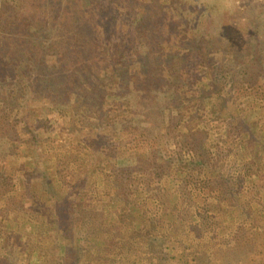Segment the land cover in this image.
I'll return each instance as SVG.
<instances>
[{
	"label": "trees",
	"instance_id": "1",
	"mask_svg": "<svg viewBox=\"0 0 264 264\" xmlns=\"http://www.w3.org/2000/svg\"><path fill=\"white\" fill-rule=\"evenodd\" d=\"M235 95L250 103L260 101L264 107V32L234 0H0V159L8 165L5 174L0 171V227L13 229L25 217L45 223L49 212L26 207L39 203L36 189L41 187L54 207L52 228L63 235V244L57 246L58 264L86 261L80 248L84 239L96 243V252L119 256L126 264L137 239L143 240L147 213L160 206L169 213L173 195L165 193L161 200L140 194L134 203L117 197L129 211L115 212L108 229L97 220L100 228L85 238L86 219L98 215L83 207L77 196L57 198L64 184L77 187L83 181L75 184L70 172L58 176L68 167L60 153L54 162L38 161L40 140L34 129L47 120L31 117L29 122L31 108L74 115L91 127L88 136L98 145L143 149L141 157L109 160L112 180L121 191H129L139 177L147 189L155 181L167 180L184 160L190 173L208 175L204 168L216 170L227 157H240L237 148L251 171L262 157L264 127L233 106ZM212 101L215 116L227 122L226 137H236L238 145L215 146L211 156L215 162L209 166V136L197 105ZM100 149L95 146L93 159L100 158ZM167 150L171 158L166 157ZM80 159L86 181L93 173V159L83 155ZM10 166L17 167V179ZM71 173L79 179L78 172ZM182 175L177 200L182 203L191 195L185 201V221L201 222L187 235L193 231L202 235L204 225L210 228L203 206L198 210L203 192L188 186L193 174ZM206 193L229 204L243 201L225 179L210 183ZM70 200L79 202L74 214ZM132 212L137 213L129 224L135 237L133 243H125L122 220L131 218ZM263 221H256L258 227ZM176 222L164 216L157 224L163 229L167 223L172 231ZM242 229L233 233L231 242L238 240ZM225 252V257L231 254ZM0 264L10 263L0 257Z\"/></svg>",
	"mask_w": 264,
	"mask_h": 264
},
{
	"label": "rangeland",
	"instance_id": "2",
	"mask_svg": "<svg viewBox=\"0 0 264 264\" xmlns=\"http://www.w3.org/2000/svg\"><path fill=\"white\" fill-rule=\"evenodd\" d=\"M234 3L240 12L255 18V21L259 22L260 33L264 32V0H234ZM234 98L236 102L233 103V106L235 108L241 109L247 113V116L251 115L254 122H261L264 127L262 102L250 103V101H245L246 97L243 96L237 97L235 95ZM213 103L215 102L212 101L210 105L205 106L203 103L197 105V113L201 118L200 122L206 126L205 129L209 136L207 145L211 152L209 166L215 162L212 155L215 146L225 147L228 145L237 148L238 145L236 137H226L227 122L215 116L216 107ZM185 108L186 111L191 109L189 105ZM31 112L28 118L29 122L32 121L31 117L47 120L42 128L34 129L36 138L40 140L38 161L40 163L54 162L55 155L60 153L63 155L62 161H68V167L65 166L64 171L62 169L60 173L58 172V176L62 177L70 172L71 181L75 184L78 180L83 181L78 183L77 187L76 185L64 184L65 188H61V191L57 185L56 189L60 191L57 193L59 196L57 198H61L62 195L65 198L69 196L76 198L77 196L78 200L83 199V207L92 209V212L98 215L97 219H86L82 230L85 238L100 228L98 221H102V227L108 229L109 220L115 212L122 214L121 211H129V208L125 207L119 200L124 198V203H134L138 201L136 196L140 194L156 195L163 200L164 194L169 193L174 196H172L173 200L169 213L162 210L161 206L159 209H152L147 213L145 230H141L143 240L137 239L138 242L134 244L137 250L133 249L128 252L126 264H150V260L154 264H264V221L259 224V227L256 222L257 220H264V148L262 157L249 172H247L245 157L237 148L240 157H227L225 163L219 165L216 170L210 167L204 168V172H208V175L202 171L190 173V167H187V161L184 160L176 166L167 180L155 181L149 189L146 188L144 179L139 177L132 183L129 191H121L119 185L112 180L113 170L110 169L109 160L113 163V156L120 160L141 157L144 154L143 149L128 150L113 145H98L88 136L87 131L91 127L82 124L74 115L65 116L44 108H31ZM96 145L102 148L99 150V154H101L99 159H93ZM81 155L93 159V173L86 181L84 177H86L87 172L84 171L82 174L81 165L79 166L81 164L79 160L82 161ZM166 157L171 158V151L167 150ZM88 164L91 165L89 162ZM7 166L0 159V171H3L4 174ZM10 169L17 179L19 175L17 167L10 166ZM71 170L78 172L79 179H73ZM187 173L193 174L188 178L190 182L188 186L192 188L195 185L197 189L203 192L200 199L202 205L199 204L198 210L203 206L204 210L201 212H203L204 218L209 219L210 228L204 225L202 235L201 232L197 231L187 235L189 228L198 227L197 229H199L201 227L199 219L194 221H187L189 220L187 219V222L185 221L187 208L185 201L189 200L191 195L187 194L182 203L177 200L178 194L183 190L180 175ZM223 179L228 180L232 190L242 196L243 201L238 205L223 202L215 195L206 193L210 183H221ZM206 181H208V185H206ZM38 189H40L39 203H26V207L27 209L38 208L40 212H49L44 217L45 223H33V220L25 217L19 219L18 226L13 229L10 225L0 227V257L6 258L10 264H58L59 251L57 246H59V241L63 244V235L52 228L54 224L50 222L52 219L50 212L54 207L49 203L48 193L41 187L36 190ZM117 197L119 198L118 201ZM70 202L74 204V207H71V213L74 214L79 202L74 203L72 200ZM196 208L195 206L193 209L197 214ZM134 215L137 213L132 212L131 218L126 216L122 220H125L123 232L128 236L125 238V243H133L134 241L135 236L131 235L132 228L129 225L133 221ZM164 216L167 218L171 216L174 221L179 220L178 223L174 224L176 227L172 231L167 223L163 229L158 226V220ZM239 226L244 229L236 235L239 237L238 240L231 242L233 240L232 235ZM91 244L94 245L95 242L84 239L80 246L82 254L86 256V261H83L82 264H96L97 262L98 264H125L119 256L114 257L108 254L102 255L101 259L99 258L95 262L96 255L90 253L94 249L91 248ZM228 250L231 254L225 257V251ZM124 254L126 255V251Z\"/></svg>",
	"mask_w": 264,
	"mask_h": 264
},
{
	"label": "crops",
	"instance_id": "3",
	"mask_svg": "<svg viewBox=\"0 0 264 264\" xmlns=\"http://www.w3.org/2000/svg\"><path fill=\"white\" fill-rule=\"evenodd\" d=\"M58 243H59V245L62 244L61 241H59ZM92 247H93L94 249H93ZM91 248L93 249L92 251H94V252H95V255H96L95 262H96V260H98L99 258L101 259V256H102V255H107V254H105V253H101L100 251H99V252H96V251H97V248H98L97 245H96V243H95L94 245L91 244ZM111 261H112V260H111ZM96 264H98V262H97Z\"/></svg>",
	"mask_w": 264,
	"mask_h": 264
}]
</instances>
